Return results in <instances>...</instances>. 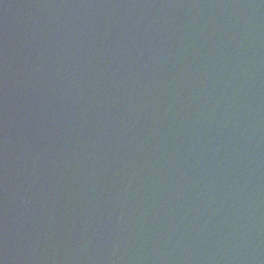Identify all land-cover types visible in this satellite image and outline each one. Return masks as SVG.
Returning <instances> with one entry per match:
<instances>
[{
    "label": "water",
    "instance_id": "95a60500",
    "mask_svg": "<svg viewBox=\"0 0 264 264\" xmlns=\"http://www.w3.org/2000/svg\"><path fill=\"white\" fill-rule=\"evenodd\" d=\"M0 264H264V0H0Z\"/></svg>",
    "mask_w": 264,
    "mask_h": 264
}]
</instances>
